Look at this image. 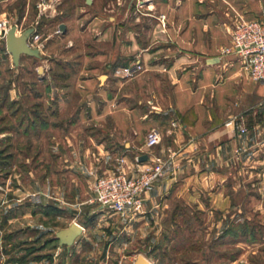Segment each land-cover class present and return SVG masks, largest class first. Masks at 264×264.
I'll return each mask as SVG.
<instances>
[{"label":"rangeland","instance_id":"374dc122","mask_svg":"<svg viewBox=\"0 0 264 264\" xmlns=\"http://www.w3.org/2000/svg\"><path fill=\"white\" fill-rule=\"evenodd\" d=\"M165 1L0 0V20L16 25L18 34L33 28L32 35L38 38L31 35L28 43L40 51L39 57L21 55L19 64L14 63L10 52L0 55V100L12 90L9 95L21 101L27 116L33 104L40 101L50 124L26 132L27 121L19 125L12 109L0 107V138L10 137L15 151L12 167L0 172V264H17L10 259L22 255L23 249L31 245L38 250L25 264H134L140 255L150 264H264V206H255L260 201H250L248 211L255 235L243 237L239 232L238 237H222L226 227L238 228L241 222H227L208 205L196 206V201L178 207L175 202L173 222L169 217L138 220L102 210L91 202L95 179L78 168H67L75 158L72 149L80 155L81 146H90L83 136L98 129L87 118L92 117L90 102L99 106L102 98L96 88L90 92L80 81L88 75V68L99 65L89 56L111 55L113 61H120L118 68L139 58L144 66L140 74L145 72L149 65L141 57L142 52L134 54V42L143 48L153 39L161 40L166 26L156 10ZM63 24L65 30L61 29ZM3 39L0 35L1 51L6 44ZM100 70L97 73L106 76V69ZM50 76H55L53 82ZM133 84L123 86L121 93L134 92ZM260 85L246 79V86ZM54 86L59 88L51 93L48 87ZM145 96L134 98L133 94L128 99L130 105ZM119 98H123L121 94ZM73 119L81 120L74 125ZM40 197L52 202L60 198L69 204L61 202L66 210L59 217L43 216L41 211L24 216L22 206H17L20 201H40ZM11 207L16 209L12 217L7 210ZM6 215H10L8 222L2 224ZM73 222L87 230L73 245L60 246L56 233ZM10 234H15V239L7 237ZM40 246L43 248L39 250ZM36 255L44 257L36 260Z\"/></svg>","mask_w":264,"mask_h":264},{"label":"crops","instance_id":"0c3cea01","mask_svg":"<svg viewBox=\"0 0 264 264\" xmlns=\"http://www.w3.org/2000/svg\"><path fill=\"white\" fill-rule=\"evenodd\" d=\"M157 11L168 19L161 40L153 39L143 48L134 42V54L142 52L149 65L142 74L121 80L114 75L120 61L104 53L89 56L99 65L88 68L80 81L90 92L96 88L102 98L99 106L90 102L92 117L87 118L98 129L83 136L90 146H81L80 155L72 149L75 158L67 168H78L96 181L121 168L135 176L161 158L163 175L144 193L143 211L132 218L169 217L173 222L177 205L196 201V206L208 205L227 222L251 221L250 201L264 206V82L246 86V79H251L238 59L222 56L220 50L230 43L240 17L264 21V0H178L175 4L166 0ZM5 54H9L7 44L0 49V55ZM211 58L218 61L208 63ZM102 68L107 72L105 82L103 72L97 73ZM132 83L134 92L121 93L123 86ZM55 88L59 87H51V93ZM145 93V99L139 97L130 105L133 94L135 98ZM233 117L242 120L247 133L226 124ZM152 128L159 130L161 139L149 148L145 138ZM66 138L72 144L70 136ZM142 155L148 159L140 161ZM55 199L40 197L17 206H22L24 216L35 215L45 206H56L64 213L61 202H69ZM7 210L11 217L16 212L15 207Z\"/></svg>","mask_w":264,"mask_h":264},{"label":"built area","instance_id":"2783aa9c","mask_svg":"<svg viewBox=\"0 0 264 264\" xmlns=\"http://www.w3.org/2000/svg\"><path fill=\"white\" fill-rule=\"evenodd\" d=\"M160 20L163 26H166V15L162 14ZM12 26L9 20H0L2 38H6ZM31 38L37 39L38 35L33 34ZM220 51L222 56L236 57L251 80L264 82V21L240 17L231 32L230 43ZM143 70L142 61L135 58L130 64L116 69L115 75L119 78H133ZM226 124L234 127L240 134L248 131L242 120L237 117L231 118ZM160 139L159 130L152 128L146 134L145 145L154 148L160 143ZM164 165L165 161L157 158L135 176L129 175L121 168L97 177L91 202L96 203L101 209L129 218L138 215L144 208V193L163 175Z\"/></svg>","mask_w":264,"mask_h":264},{"label":"trees","instance_id":"16d2710c","mask_svg":"<svg viewBox=\"0 0 264 264\" xmlns=\"http://www.w3.org/2000/svg\"><path fill=\"white\" fill-rule=\"evenodd\" d=\"M131 63V62H130ZM129 63V64H130ZM128 64H125V66ZM68 75H64L63 77L67 78ZM55 76L51 77V80L53 82ZM51 87H48V90H50ZM42 92H38V96H41ZM0 107H7L8 109H12V115L17 116V119L19 120V125L23 124L24 122H28L27 127L25 129L26 132L29 131V129L34 128V129H44L47 128L50 124L45 116L44 113H42L41 107L42 103L40 101H37L36 103L33 104L32 110L29 113L30 115H26V110L25 107L22 105L20 100H12L10 98V95L8 92H5L3 95V98L0 100ZM9 126V125H8ZM12 126V125H11ZM10 127V126H9ZM7 128V127H6ZM2 130H5L3 128ZM14 143L12 142V139L8 137L7 139H1L0 138V172H4L7 169L11 168L13 165V159L15 158V151L13 150ZM41 212L46 215V216H56V215H61L62 210L56 206H45L41 209ZM10 215H6L3 218L2 224L7 223ZM236 222V221H233ZM240 225L238 228H235L234 226L231 227H226V229L223 231L222 237L225 236H231V237H238V233H241V236L247 237V235H255V230L256 227L252 226L248 220L240 221ZM233 225V224H232ZM14 237L15 239V234H10L7 235V237ZM40 238H35V241L39 240ZM28 241H24L23 244H25ZM22 244V243H20ZM44 246V245H42ZM40 246L42 249L43 247ZM24 253L18 257H12L10 259L11 262L17 263V264H25L27 263L29 257L31 254H33L35 251H37V247H34L33 245L26 247L23 249ZM44 256L42 255H36L35 259L36 260H41Z\"/></svg>","mask_w":264,"mask_h":264},{"label":"water","instance_id":"95a60500","mask_svg":"<svg viewBox=\"0 0 264 264\" xmlns=\"http://www.w3.org/2000/svg\"><path fill=\"white\" fill-rule=\"evenodd\" d=\"M91 0H89L90 3ZM61 29L65 30L66 26L61 25ZM34 32L33 28L25 29L21 34L17 33L16 25L12 26L6 35V44L8 51L12 54V58L15 64H19L21 55H30L39 57L40 51L38 49H33L28 43L29 37ZM218 61L216 58H211L208 60V63H214ZM105 75L101 77L102 80L105 79ZM148 159L147 155H142L139 157L140 161H145ZM84 231V228L77 222H73L68 228L61 229L56 233V237L59 241V245L71 246L74 244L76 238L81 235ZM134 264H150L149 260L140 255L137 261Z\"/></svg>","mask_w":264,"mask_h":264}]
</instances>
